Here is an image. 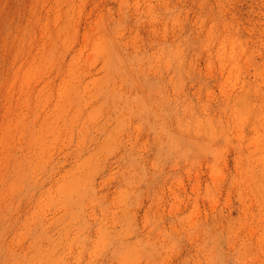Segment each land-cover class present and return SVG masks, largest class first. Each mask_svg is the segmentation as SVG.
<instances>
[{"label":"rangeland","instance_id":"374dc122","mask_svg":"<svg viewBox=\"0 0 264 264\" xmlns=\"http://www.w3.org/2000/svg\"><path fill=\"white\" fill-rule=\"evenodd\" d=\"M0 264H264V0H0Z\"/></svg>","mask_w":264,"mask_h":264}]
</instances>
